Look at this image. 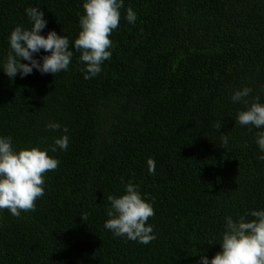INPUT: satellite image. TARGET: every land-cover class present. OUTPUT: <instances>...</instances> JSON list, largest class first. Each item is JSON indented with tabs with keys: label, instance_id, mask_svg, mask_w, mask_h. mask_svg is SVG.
<instances>
[{
	"label": "trees",
	"instance_id": "obj_1",
	"mask_svg": "<svg viewBox=\"0 0 264 264\" xmlns=\"http://www.w3.org/2000/svg\"><path fill=\"white\" fill-rule=\"evenodd\" d=\"M83 3L0 0V61L11 31L30 27L26 7L44 11L42 34L74 41ZM129 6L135 24L124 18ZM110 38L112 58L90 80L75 49L56 75L13 80L0 69V134L17 150L52 145L62 133L46 129L50 121L70 137L67 151L49 152L60 164L45 174L35 211H0V264H197L221 250L226 216L264 209L259 130L236 123L245 106L230 99L247 86L250 103L264 104V0H124ZM129 180L155 198L147 245L103 227L108 196Z\"/></svg>",
	"mask_w": 264,
	"mask_h": 264
},
{
	"label": "clouds",
	"instance_id": "obj_2",
	"mask_svg": "<svg viewBox=\"0 0 264 264\" xmlns=\"http://www.w3.org/2000/svg\"><path fill=\"white\" fill-rule=\"evenodd\" d=\"M123 8L124 0H84V14L79 17L80 31L74 41H70L55 30L42 34L48 25L44 11L40 7H26L30 27L19 24L11 31L9 50L0 61V69L13 80L18 74L24 78L34 70L56 75L69 70L75 49L80 53L78 63L82 65L84 79H93L103 71L105 61L112 58L114 43L110 36L119 26ZM124 18L129 24H135L138 17L129 6ZM41 50L46 54L37 58ZM252 92L251 87H242L235 90L230 99L234 104L245 106L238 112L236 123L259 130L255 142L261 153L258 158L264 160V104L258 98L250 103L247 98ZM45 127L62 134L43 149L32 146L17 150L12 136L0 134V211L7 209L11 215L19 217L22 212L35 211L36 201L44 196L45 174L60 164L49 152L67 151L70 143L66 126L50 121ZM214 127L221 129L222 121L215 122ZM221 141L224 145L229 142L224 135ZM147 165L149 173L154 175L156 161L149 158ZM107 199L109 218L103 225L105 229L116 237L144 245L156 239L154 227L148 223L155 215V198L148 199L147 194H142L139 184L129 180L124 185V194L109 195ZM80 216L87 221L90 213ZM219 244L221 250L214 257L200 255L197 264H264V209L250 210L238 219L226 216Z\"/></svg>",
	"mask_w": 264,
	"mask_h": 264
}]
</instances>
